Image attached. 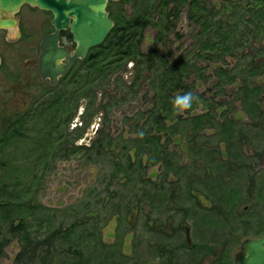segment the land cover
Returning a JSON list of instances; mask_svg holds the SVG:
<instances>
[{
  "label": "trees",
  "instance_id": "16d2710c",
  "mask_svg": "<svg viewBox=\"0 0 264 264\" xmlns=\"http://www.w3.org/2000/svg\"><path fill=\"white\" fill-rule=\"evenodd\" d=\"M243 1L245 7L241 8ZM209 2L108 1L106 11L113 22L112 29L102 44L90 49L89 55L80 61L78 70L62 85L67 87L70 83L77 84L74 86V95L78 98L89 95L86 92L99 87L100 82L108 81L109 84L110 76L128 62L133 63L135 84L145 71L149 72V90L152 94L150 106L124 117L126 137L116 139L107 133L108 123L104 120L90 144L72 145L66 149L68 141L62 133H54L66 126L71 114L60 102L61 96L65 97L66 94L55 93V90L47 100L45 112L54 109L58 112L53 120L45 121L44 127L38 132L40 134L42 129H48L41 138L44 145L38 146L41 148L39 155L29 162L32 173L30 182L23 184L16 176L19 174L16 161L10 156L2 157L1 152L12 138L23 137L22 126L32 124L38 117L39 107L20 122L6 124L7 128L0 132V258L5 256V248L9 243L16 240L19 251L13 264H145L141 260L139 245L134 247L131 258L122 253L125 231L122 228L136 225V222L129 224L128 221L138 218L140 206L144 204L149 207L145 218L148 222L152 220V223L144 222L145 225L142 222V231L149 236L144 255L148 258L159 257L160 264H187L184 258L188 259L189 255L194 254L199 257V264L206 245H187L180 238L182 223L190 219L192 227L202 224L204 228V224L212 222L218 223L219 227L223 224L222 229L228 227L230 222L226 215L232 211L231 207L246 200L240 190L245 187L246 192L251 194L255 183L250 177H243L240 170L239 173L232 172L230 160L225 163L220 159L217 148L220 141L227 142L240 153L241 141L233 126L234 121L228 119L226 112L217 111L221 105L198 93L194 83L186 81L191 80L190 77L200 80L204 76L203 64L215 65L213 78L216 79L215 87L219 92L224 86L238 82L234 98L241 103L247 115H260L259 107L263 105L261 86L253 79L264 72V66L259 70L252 69L243 59L245 56L241 55V51L249 41L248 35L260 34L264 28V0H224V5L219 9L210 7ZM125 5L130 7V11L125 10ZM184 8H187L188 21L196 24L198 31L193 36L190 48L174 58L168 47L169 36L179 38L176 27ZM220 10L225 15L223 18L220 17ZM148 28L154 29L155 35L147 51L143 52L141 44ZM227 55L234 56L238 61L230 69L224 61ZM114 86L121 91L122 98L118 103L126 102L128 97L136 96L138 92H132L131 85ZM187 92H192L201 103L194 102L189 110L181 114L174 108L173 101ZM199 107V113H192ZM102 108L105 109V106ZM85 113L89 114L88 108ZM68 114L70 116L66 117ZM205 130L215 133L205 136ZM81 134V131H77L72 141L79 139ZM46 151H50L52 160L47 154L42 155ZM60 154H82L89 159L106 160L110 169V182H119L121 186L120 190L109 189L107 192L111 200L117 197L116 211L111 214H114L111 217L116 221V239L113 243L102 241L99 210L85 205L81 208L56 209L39 203L34 182L40 179L38 175H45L52 161ZM154 166H158L156 181H152L151 175L147 174L148 169ZM206 193L210 196L212 207L203 211L199 199ZM187 204L191 207H187ZM195 206L199 211L193 208ZM190 212L193 217L189 216ZM178 214L181 217L176 220ZM169 219L171 223H168ZM248 221L238 219L236 225L239 235L252 236L264 231V225L259 229L246 227ZM170 225L172 232L169 240L153 237L161 236L165 233L163 229ZM151 240H154V245L150 244ZM227 244L223 245L220 262L217 260L215 264L231 263ZM191 260L189 264H194Z\"/></svg>",
  "mask_w": 264,
  "mask_h": 264
},
{
  "label": "rangeland",
  "instance_id": "374dc122",
  "mask_svg": "<svg viewBox=\"0 0 264 264\" xmlns=\"http://www.w3.org/2000/svg\"><path fill=\"white\" fill-rule=\"evenodd\" d=\"M208 5L212 8L219 9V7H222L224 5V0H210ZM240 6L241 8L245 7V1H243ZM124 8L127 12L130 11V7L128 5H125ZM31 11V8L24 7L21 9L18 15L21 20V25H23V27L21 26L19 28L21 30L20 40H17L15 37H13L14 33H19L17 28L9 29L8 31H6V33L4 31H0V60L2 61L0 76L3 75L6 69H8L9 72L11 71V73L14 74V76H16L17 78L19 77V74H23L24 66L27 63L26 60L31 56L29 52H27L30 44L24 41L25 30L23 29L24 27H32L26 22V17L31 15ZM186 15L187 8H184L182 13L180 14V18L176 27V32L178 33L179 38L174 37L173 35L169 36L170 42L168 47H170L169 49L171 50V56L174 58H177L183 51L190 48L191 42L193 41V36L198 31V26L188 21ZM224 16L225 15H223V11L220 10V17L223 18ZM39 22H41V18H39L38 23ZM34 30L35 31H32L33 36L35 40H39L41 36V30L40 33L37 32L38 29ZM4 35L6 36V39L12 42L8 46L10 48H8L3 43ZM154 35V29L148 28L145 30L143 42L141 44V49L143 52H146L148 47L151 45ZM31 45L36 46L37 48V44L31 43ZM258 45L259 44H256V47ZM237 63L238 61L236 60L230 58L226 59V65H228L229 69ZM214 66L215 65L203 64L204 76H202L200 80H196L195 78L190 77L191 80H187L186 82L190 83L191 81V83H194V86L196 88L195 90L198 93H202L205 97H209L215 103L221 105V108H217V111L226 112L228 119L230 118L232 120L240 122L247 121L246 115L242 112V109L244 110V107L237 99L234 98V93L239 86L238 82L224 86L222 91L219 92V90L215 87L216 79L213 78ZM148 73L149 72L145 71L142 74V78L140 79V81L135 84L136 73L134 71L133 63L128 62L122 68L117 69L116 72L110 76L109 84L108 81L105 83L100 82L98 83L100 84L99 87L94 89L92 88L91 92H86L89 93V95L85 94V96L81 97L78 95V98H76L77 95H74L76 92V88L74 86H77V84L74 83L73 85V83H70L67 87H64L61 84L56 86L54 90H57V92L55 93H63L66 94V96H68L69 94L68 98L66 96H61L60 102L63 103L62 106L65 108V110L70 112L71 117L66 126L62 129H59L54 133V135L62 133L64 139L68 141L65 146L66 149H69L72 145H88L90 144L92 139L95 138L97 129H100V127H102V124H104L105 120L106 123H108V128L106 130L107 133H109L116 139H121L122 136L126 137L127 128L124 124V117L130 116L137 110L144 111V109L150 106L149 103L151 102L152 94L149 90V77L151 79V74ZM23 75L21 77V79L23 78L21 84H24L26 81ZM254 79L257 85L264 88V75H260L258 76V78L256 77ZM32 80H34L31 82L32 85L38 83L37 78H32ZM79 81H81V79ZM114 84H119L120 86L131 85L132 92L138 91L137 95L128 97V100H126V102L118 103L117 101L122 98L120 96L121 91H118L115 88ZM146 95H148L147 98ZM71 96L74 97L73 100H71ZM2 97H4V99H8V101L5 102L2 111L0 112V120L13 118V112L16 110L19 111L21 108L20 106H22L21 95L16 96L13 93H10L7 96H4L2 94L1 98ZM50 98L51 95L42 98L38 96L36 97L34 96V91L31 92V95L26 96L27 104L33 106L36 101L37 107H40L38 109L39 113L37 112L38 117L33 120L32 124H30L28 127H24L23 125L21 128L23 137L12 138L9 143L7 142L5 144V147L1 152L2 157L5 156L9 158L10 156V159L16 161V169L19 170V174H17L16 176L19 177L20 181H22L23 184L27 183V181L30 182L32 173L31 168L29 169V162L31 161V159H34L37 155H39L38 151H40L39 149L41 148H39L38 146L44 145V143H41V138L46 131L48 132V129H42L41 131L43 132L40 134H38V132L41 128L44 127L45 121L53 120V118L56 116V113L58 112V110L55 109L53 111L49 110L45 112L47 108V100H49ZM262 98L263 99L261 101L264 103V93H262ZM109 103L111 104L110 106H108ZM103 106H105V109L102 108ZM87 108L89 114H91V117H89L88 113H85ZM48 109L52 108L49 107ZM200 109L201 108L199 107L192 113H199ZM41 111L44 113L40 114ZM179 113L183 114V112ZM70 114L66 115V117H69ZM51 123L52 122H50V126ZM5 126L3 127V129L5 128ZM83 128L84 130H82ZM3 129L2 127H0V132H3ZM77 131H81L82 134L79 139L73 142L72 139ZM203 134L212 135L213 131H204ZM260 140H255L257 142L256 149L257 151L260 150L259 152H261V148L263 146ZM51 151H54V149H52ZM46 152H44L42 155L47 154L48 158H50L49 160H52V154L49 153L50 151ZM253 152L254 151L250 148L246 150L247 154H252ZM51 165L45 175L43 177L38 175L40 179L38 178L34 182V186L38 192L39 203L43 204L46 207L56 209L71 207L81 208L83 205H85L92 209L99 210L101 213L100 222L102 224L99 230L101 232L102 241L107 244L113 243L116 239V221L111 217L114 214H111L116 211L115 204L117 203V197H114V199L111 200V196H108L107 192L109 191V189L120 190L121 186H119V182H110V169L106 163V160L93 158L89 159V157L82 154L69 156H67L66 154H60L58 157H56V159L52 161ZM258 167L260 166L258 165ZM157 170L158 166H154L148 169L147 174L151 175L153 181H156L154 175L155 173H157ZM262 170H264V168H260V170L257 168V173L259 174L256 177L262 176L264 174V172H261ZM260 180L261 179H259V181ZM245 183L246 182L244 181V184ZM245 206L247 207V210H243V207ZM253 206L256 205L252 204L250 200L242 202L237 207V212L238 214L243 215V217L245 218L246 215H251L257 212V206ZM142 209L144 212L148 211V208L145 206H142ZM120 210L122 211L121 208ZM262 216L264 217V214ZM133 222H136V225H134L133 227H130V225H126L122 228L123 230L125 229L122 239V252L127 257H130L133 248L132 246L134 243H137V241L139 244H141L140 251H144L146 240L149 238V236L144 234V232L142 231V222L143 224L145 222L144 216L139 217V219H136L135 221L133 219L128 221L129 224ZM190 225L191 221H186V224H184L183 227H189L190 229L189 239L191 241V244L199 242L202 237V231L199 229V225L196 224V226L193 227H190ZM249 235H239L238 242L234 245L235 248L232 251L233 255L238 251L241 242L245 238L249 237ZM182 236L184 237L185 234L182 233ZM207 238L208 235L205 236V240ZM217 238L219 239L220 236H216V239ZM18 251V242L16 240H12L5 248V256L0 258V264H13V259ZM214 252H216V250H214ZM193 255H189V257L192 258L191 262H193L194 264H198L197 262L199 257H197V255ZM200 256L201 259L199 260V264H212V258L204 257L202 255ZM190 258H184V261L189 264ZM141 259L146 262L145 264H159V259H148L144 256H142Z\"/></svg>",
  "mask_w": 264,
  "mask_h": 264
},
{
  "label": "flooded vegetation",
  "instance_id": "af4514ba",
  "mask_svg": "<svg viewBox=\"0 0 264 264\" xmlns=\"http://www.w3.org/2000/svg\"><path fill=\"white\" fill-rule=\"evenodd\" d=\"M27 7V8H31V15L26 17V22L28 23V25L32 26V27H24L23 30H25V38L24 41L28 44H30L28 51L29 54L31 55L26 61L27 63L24 66L23 69V76L25 78V83L21 84V77L22 75L19 74V77L17 78L16 76H14V74L11 73V71L9 72L8 69L5 70V72L3 73L2 76H0V112L2 111V108L5 104V102L8 101V99H4V97L1 98V95L3 94L4 96L9 95L10 93H13L16 96H20L22 98V106H20V110H16L14 111L12 114L14 117L10 118V119H2L0 120V127H3L8 124V123H14V122H20L21 120H23L27 115L31 114L32 111H34L37 107V103L35 101V103L33 104V106H30V104L26 103V96L27 95H31V92L34 91V96H38L40 98L45 97V96H50L53 94V91H55L54 89L56 88V86L58 85H62L65 81H68L69 77L75 73L78 70L79 67V63L80 61H83L88 55H89V51L88 50L85 58L83 60H74L72 62V64L70 65L69 69L67 70V72L62 75L57 77L56 81L54 84H50L49 79L46 78L45 80H43L40 77L39 74V55H40V45L41 42L43 41V39H45L47 36L52 35L55 31L53 25H52V19H53V14L51 11L49 10H43L40 9L37 6H32L29 4H23L17 12H15L14 14L10 15V17L16 22L15 26L9 28V29H13V28H17L19 33H14L13 37H15L17 40L21 39V30L19 29L21 26L23 27V25H21V20L18 17L20 11L22 8ZM6 15H3V18L6 19ZM39 18H41V22L38 23ZM38 23V24H37ZM38 29L37 32L40 33L41 30V36L39 40H35L32 31H35L34 29ZM8 28H1L0 31H4L6 33V31L9 30ZM29 30V32H28ZM262 32L260 34H257L255 36H250V34L248 35V39L249 41L245 44V46L242 48L241 51V55L245 56L243 59L246 60L247 63L250 64V66L252 67V69H260L261 66H264V28L261 30ZM23 32V31H22ZM3 43L8 47L10 45V43H12L11 41H9L8 39H6V36H3ZM31 43H35L37 44V48L36 46H32ZM256 44H259L256 47ZM75 42L73 41V36L70 33L69 29H65V30H61L58 32L57 34V47L62 48L67 50L68 52H70V54H72L73 50L75 49ZM10 48V47H8ZM237 54V53H236ZM235 54V55H236ZM230 58L233 60H236V58H234V56H226L224 58V61L226 63V59ZM64 61H61V64H63ZM2 67V61L0 60V68ZM228 67V66H227ZM260 75H264V72ZM258 78V76H256ZM255 77V78H256ZM32 78H37L38 83H35L34 85L31 84ZM253 82H255V79H253ZM261 88V97H262V93H264V88ZM38 94V95H36ZM263 99V98H262ZM40 108V107H39ZM242 108V107H241ZM45 110V107H44ZM259 110L261 111L260 115L257 116H249L247 115L244 110L242 109V112L246 115V119L247 121L243 122V121H234V127H235V131H237V135H238V139L241 141L240 143V147H239V151L240 153L237 152V149L234 150L232 148L231 145H228L227 142L225 141H220L217 143V148L218 151L220 152V159L223 160L225 163L229 162L230 160V168L231 171L236 173L241 172V175H244L243 177H250L251 179L254 180L255 185L251 188V194L246 192L245 187L242 188L240 190V194L241 196H243V198H245V201L250 200V202L252 204H255L258 208L257 212L251 215H246V217L244 218L243 215L238 214L237 212V207L240 204H234V202H231L232 204H234L231 208V212L226 215L227 219L229 220L230 223L229 226L226 228H224V230H222V225H220L218 223L212 222L210 224H204V228H202V224L199 225V229L202 231V237L200 239L199 242L196 243H203L204 245H206V249H204L205 253H202V256L204 257H210L213 259L212 264H215L216 261L218 260V262H220L221 260V252L223 251L224 248V244L228 243V247H229V252L230 254V261L232 264H235V258H236V254L239 252L240 250V246L238 251L233 255V250L235 248V244H237L238 239H239V230H237V225L236 223H238V219H245V220H249L248 223L246 224V227H253V228H257L260 226L264 225V217L262 216L264 214V174L262 176L256 177L259 173H257V168L260 170V168H264V103L261 107H259ZM42 112V111H41ZM18 114V115H17ZM11 115V116H12ZM9 118V117H8ZM5 128H7V126H5ZM4 128V129H5ZM207 131V130H205ZM204 133V131H203ZM215 133V131H213V134ZM208 136V135H205ZM261 139V140H260ZM255 140H260L261 144L263 145L261 148V152L257 151V142ZM252 149L254 152L252 154H247L246 150L247 149ZM231 153L234 157L231 156ZM234 154L236 156H234ZM241 160H238L240 159ZM261 159V160H260ZM239 161V162H238ZM258 165L260 167H258ZM239 167V168H237ZM238 172V173H239ZM261 172H264V170H262ZM158 173V170H157ZM237 173V175H238ZM156 174V173H155ZM154 177L156 178V176L154 175ZM242 178V177H241ZM152 179V177H151ZM257 179V180H256ZM259 179H261L259 181ZM263 179V180H262ZM156 180V179H155ZM227 180V179H226ZM153 181V180H152ZM252 182V180H251ZM250 183V182H249ZM248 184V183H247ZM239 187V186H238ZM234 189H237L236 187H234ZM180 197V195H179ZM209 194H205L200 196L199 199V203L201 204V208L203 211H207L209 209H211L212 207V203L209 201ZM261 200V202H260ZM243 201V202H245ZM189 204H187V207H191L188 206ZM142 206H145L144 204H142ZM141 207V212L138 214V218L141 216H144V220L145 223L148 222V220L145 218V215L147 213H149V207L145 206L148 208L147 212H144L143 209ZM253 206V207H256ZM195 208V210L199 211L197 209V207H193ZM137 208L135 209V215H137L136 213ZM243 210H247V207H243ZM172 213H174V210H172ZM153 215V214H151ZM192 216V213L190 212L189 216ZM190 216V217H191ZM181 215L178 214L176 217L177 219H180ZM193 217V216H192ZM164 219V217H162ZM187 222L191 221L190 219H186ZM186 221L182 223L181 227H182V233L185 234V236H182V233L180 235L181 239H184L186 244L191 246L192 244H196V243H192L189 239V227H183L184 224H186ZM150 223H152V220L149 221ZM148 222V223H149ZM168 223H171V220H168ZM201 223V222H200ZM232 225H234L232 227ZM190 227H192V222ZM208 227V228H206ZM214 230V232H212ZM163 231L165 233L158 235V236H153L155 239H161L162 240H169V235L171 234L172 230H171V225L167 226L165 229H163ZM170 231V232H169ZM184 231V232H183ZM236 231V232H235ZM264 234V231L261 234H255L252 235L246 239H258L260 238L262 235ZM208 235V238L205 240V236ZM216 236H220V238L216 239ZM215 238V240H214ZM243 240V241H244ZM225 241V242H224ZM229 241V242H227ZM242 241V242H243ZM224 242V243H223ZM241 242V243H242ZM223 243V244H221ZM151 245H154V240L150 241ZM123 245V243H122ZM137 245L141 246V244L138 243H134L133 244V248H132V252L130 257H127L123 252V254L127 257V258H131L134 252V247H136ZM241 245V244H240ZM215 247V249H214ZM140 249V248H139ZM145 250V247H144ZM214 250H216V252H214ZM207 251V252H206ZM218 251V253H217ZM141 256L147 257L146 255H144V251H140ZM213 256V257H212ZM142 258V257H141ZM148 258V257H147ZM151 259V258H148ZM152 259H159V264L161 262V259L159 257H154ZM142 260V259H141ZM230 263V264H231Z\"/></svg>",
  "mask_w": 264,
  "mask_h": 264
},
{
  "label": "water",
  "instance_id": "95a60500",
  "mask_svg": "<svg viewBox=\"0 0 264 264\" xmlns=\"http://www.w3.org/2000/svg\"><path fill=\"white\" fill-rule=\"evenodd\" d=\"M109 0H0V29L11 28L16 22L10 17L23 4L49 10L55 29L40 45L39 74L54 84L64 75L74 60H83L89 49L102 44L113 27L106 11ZM117 2L118 0H111ZM6 15V19L3 18ZM69 29L75 42L72 54L57 47V34ZM61 61H64L61 64ZM235 264H264V234L258 239H246L236 254Z\"/></svg>",
  "mask_w": 264,
  "mask_h": 264
},
{
  "label": "clouds",
  "instance_id": "9594fccd",
  "mask_svg": "<svg viewBox=\"0 0 264 264\" xmlns=\"http://www.w3.org/2000/svg\"><path fill=\"white\" fill-rule=\"evenodd\" d=\"M194 102L201 103L199 98L194 96L192 92H187L174 98L173 104L177 112H183L189 110Z\"/></svg>",
  "mask_w": 264,
  "mask_h": 264
}]
</instances>
